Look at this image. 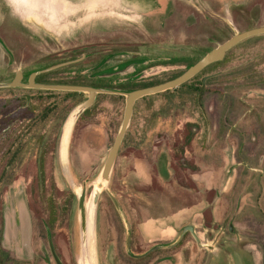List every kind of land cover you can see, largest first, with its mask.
<instances>
[{"label":"rangeland","instance_id":"rangeland-1","mask_svg":"<svg viewBox=\"0 0 264 264\" xmlns=\"http://www.w3.org/2000/svg\"><path fill=\"white\" fill-rule=\"evenodd\" d=\"M27 1L0 0V42L15 60L9 63L0 47V82L18 69L27 76L80 58L53 70L67 68L58 75L65 77L70 67L94 66L90 74L101 76L103 86L154 85L264 19V0H174L158 31L145 25V13L161 6L156 0L131 14L128 3L108 0L39 21L14 12ZM53 22L54 31L45 25ZM117 65L125 66L99 73ZM33 89L0 87V264H47L44 258L55 264L49 241L62 264H83L77 198L84 187L85 204H93L125 97L99 93L74 117L84 92L36 101ZM206 180L208 187L198 185ZM180 219L195 222L202 241L217 249L195 243L187 232L182 264H264V33L242 39L181 86L135 101L94 205L95 264H135L126 234L132 241L141 234L151 247L174 239Z\"/></svg>","mask_w":264,"mask_h":264},{"label":"water","instance_id":"water-1","mask_svg":"<svg viewBox=\"0 0 264 264\" xmlns=\"http://www.w3.org/2000/svg\"><path fill=\"white\" fill-rule=\"evenodd\" d=\"M20 1H22V0H20ZM45 1H50V0H45ZM52 1H62L64 3V4L61 3V6L59 8L54 9L52 11V13H51L52 18L57 17L59 15L64 16V17L71 16L72 12H76L79 10V7H83L84 5H87V4L90 5V4L101 3L100 2L101 0H52ZM111 1H113V0H111ZM33 2H34V0H33ZM44 2H41V3L44 5ZM150 3H151V0H147V4L142 9H137L136 7H132L131 5L128 4V7H130V8H128V11L130 12V14H131V12H135V11H139V12L144 11L147 9L146 6L149 5ZM102 4H104V3H102ZM116 5H118V4H116ZM17 11H18L17 14L21 18L24 17L26 19V18H29L30 16L34 15V20H38V21L42 20V17H44V15L50 14L44 8H38L36 11H34L35 14L33 12L29 16L22 9H19ZM14 12H16V11H14ZM45 25L48 27V29L51 28L52 31H54V28L56 26V24L54 22L51 26H50V24L49 25L45 24ZM64 26L65 25H62V26L60 25V27H64ZM260 33H264V25L255 26V27H251L249 29H245L242 31L235 32L228 39L221 42L220 44H218L216 47L212 48L208 52H206L196 62L189 65L178 76L173 77L171 79H168L166 81L154 84V85H148V86H143V87H139V88H134V89H131L128 91L115 90V89H105V88H101V87H96V86L86 85V84H78V83H58V82L37 81L35 79L39 73L51 71V70L56 69L60 66L78 61L80 58L60 62V63L54 64L52 66L33 71L29 74L26 81L22 80V72H21V70L18 69L15 72V75L9 81L0 82V87L1 86H11V87H17L18 86V87H25V88L84 92L86 99L78 105L76 111L73 114L74 117H77L81 112H83L86 108H88L94 102L97 94H99V93H113V94L124 95L125 102H124L122 120H121V123L119 125L118 130H117V133L113 139L112 145H111V147L107 153V156L105 158L103 166L101 168L100 181L98 184L99 189H96L93 192V204L95 205L96 200L100 194V187L110 177V173H111L115 158L117 156V153H118L120 145L123 141L125 132H126L127 127L129 125L130 118H131L132 113H133L135 101L137 99L143 97V96L162 92V91H165L167 89H172V88H175V87L183 84L184 82L189 80L191 77H193L195 74H197L200 70H202L208 64L215 62V61H218V60H222L226 54V51L229 48H231L233 45H235L236 43L241 41L242 39L249 37V36H252V35L260 34ZM0 47L7 54V56L10 59H12L10 51L3 45L2 42H0ZM83 57H84V55H83ZM124 66L125 65H117V66L108 68L105 71L104 70L100 71L99 73L105 74V73L117 71V70H120L121 68H123ZM85 193H86V190L83 187V189L81 190V192L79 193L78 198H77L78 199L77 206H78V209L80 212V225H81V229L83 231V238H84V232L86 231ZM112 200L114 202L113 198H112ZM94 205H93V210H94ZM92 227H94V225ZM230 229L231 230L233 229L231 225H230ZM185 231H190L192 236L194 237L195 241L199 245L206 247L208 249H213V246L211 244L205 243L199 238V236L197 235V233L194 230V227L192 225H190V224L185 225L182 228L181 234H183ZM181 234H180V236H181ZM129 246H130V233H127L126 234V249H127V251H129ZM153 248H155V247H153ZM141 255H144V254H140L138 256H141ZM56 262L58 264H60V262L57 259H56Z\"/></svg>","mask_w":264,"mask_h":264},{"label":"flooded vegetation","instance_id":"flooded-vegetation-1","mask_svg":"<svg viewBox=\"0 0 264 264\" xmlns=\"http://www.w3.org/2000/svg\"><path fill=\"white\" fill-rule=\"evenodd\" d=\"M156 1L158 3H160L161 6L158 7L157 9H154L153 12L150 11L148 13H145V14H147V17H148L145 25H146V29H148V30L151 27H153V29L155 28V29H157L159 31V30H161L160 28H163V26L165 24V23H163L164 16H167V15L171 14L170 12L172 11V8H173V5H174V0H156ZM150 16H153V17H155L157 19L159 17V22L155 23L154 22L155 20L153 22H151L152 20L150 19ZM14 32H15V35H16L17 34L16 31H14ZM18 32L21 33V30L19 29ZM18 38H21V36H18ZM8 50L10 51L11 56H12V59H10L8 57V62L9 63H13L15 61L14 60V53H12L13 51H12L11 48H8ZM33 71H31V72H33ZM21 72H22V80L26 81L28 76H29V74L31 72L27 76H25L23 70H21ZM43 73H46V72L39 73L38 75L43 74ZM14 75H15V73H14ZM38 75L35 78L36 80H37ZM24 221H25V218L23 217L21 223H24ZM229 229H230V225H229ZM3 234H4L3 232H2V234H0L1 237H2ZM48 240H49V238H48ZM157 244L158 245L166 244V242L157 243ZM180 244H181V242L178 241V242H176L174 244L175 245L174 247H157V248H151V249L148 248V249H145L143 251H140V250H138V247L134 246V244L131 243V248L130 249H131L132 253H129V256L135 260V264H138V263L139 264H182V262H181L182 261V247H181ZM49 247H50V249L52 251V258H53L55 264H58L56 262V259L59 262H60V260L57 257L56 253L54 252L53 245H52V243L50 241H49ZM140 254H144V255L138 256ZM44 261L47 264H49L48 258H44ZM60 264H62V263L60 262Z\"/></svg>","mask_w":264,"mask_h":264},{"label":"bare ground","instance_id":"bare-ground-1","mask_svg":"<svg viewBox=\"0 0 264 264\" xmlns=\"http://www.w3.org/2000/svg\"><path fill=\"white\" fill-rule=\"evenodd\" d=\"M45 0H33L32 1H27L23 4V10L24 12L29 16L30 14H32L34 11H36L38 8H44L46 11H48L50 14L49 16H51L52 11L54 9H57L61 6V3L64 4L62 1H45ZM108 0H101V3H104ZM44 2V5L41 3ZM114 2L118 5H126L125 3H128L129 5H131L132 7H136L137 9H142L143 7H145V5L147 4V0H113V4ZM35 14V12H34ZM27 17V16H26ZM71 120H68L66 125H65V134L63 135L64 139H63V143L66 141L67 139V135H68V127L71 123ZM99 189L98 186H96L95 190ZM93 216H94V210H93V205L91 204H86V231L84 232V239H85V261L83 262V264H95V260L93 258V248H92V242L91 239L93 237Z\"/></svg>","mask_w":264,"mask_h":264},{"label":"trees","instance_id":"trees-1","mask_svg":"<svg viewBox=\"0 0 264 264\" xmlns=\"http://www.w3.org/2000/svg\"><path fill=\"white\" fill-rule=\"evenodd\" d=\"M94 68H95L94 66H91L88 69H84L82 66L70 67L71 71L67 72L70 75L68 76L65 75V77H58V75L61 74L62 71L67 69L65 67H62L57 70L49 71V72L38 75L37 81L58 82V83H80V84L98 85V86L108 87V88H113V89L129 90V88L125 89L122 86H103L101 85L102 83L101 81H99L100 80L99 78H101V76L97 77V76H92L90 74V73H93ZM87 70H89V73H86ZM33 90L36 93V94L34 93V96L36 97V101H40V96L41 95L43 96V94H46V96H49V93L57 92V93H63V95L65 96H72L78 93L75 91H56V90H48V89H33ZM46 109H47L46 112L41 113L42 118L48 117L49 111H53V105L51 107H46ZM36 115H39L38 111Z\"/></svg>","mask_w":264,"mask_h":264},{"label":"crops","instance_id":"crops-1","mask_svg":"<svg viewBox=\"0 0 264 264\" xmlns=\"http://www.w3.org/2000/svg\"><path fill=\"white\" fill-rule=\"evenodd\" d=\"M9 4V3H8ZM15 9V11H17V10H19V8H14ZM11 11H12V9H11ZM18 12V11H17ZM260 25H264V19L261 21V23H260ZM260 25H258V26H260ZM255 27V26H254ZM209 180H206V181H204L206 184H204L203 183V181H201V182H198V185H204V186H206V187H208L209 186ZM212 182H213V180H211ZM196 204H192L193 206H192V209H193V211H195V212H193V213H196L197 214V212H198V210L201 208L200 207V203H201V201L200 202H195ZM210 204V203H209ZM231 207V205H228V208H230ZM26 220L27 219H25V221H24V224H26ZM183 219H180V220H177L176 222H175V224H174V230L176 231V236H175V238L174 239H172V240H166L167 242H166V244H161V245H156V243L155 244H153L151 247H150V242H148V241H146V240H144V238L141 236V234H138V236L136 237V240L135 241H132V238H130L131 239V243H133L134 244V246H136V247H141V245H148L147 247L149 248V249H151V248H153V247H155V248H157V247H174L175 245V243L176 242H181V244H182V240L183 239H186L187 238V236H186V234H187V232H189L190 233V236L193 238V240L195 241V239H194V237L192 236V234H191V232L190 231H185L183 234H181V231H182V228L185 226V225H188V224H190V225H192L193 227H194V230L196 231V233H197V228H196V223L195 222H193L192 220L191 221H189V220H186V222H184V223H181V221H182ZM229 225H231V224H229ZM232 226V225H231ZM233 228V227H232ZM233 230V229H232ZM180 234H181V236H180ZM197 235H198V233H197ZM186 236V238H184ZM199 236V235H198ZM199 238H200V236H199ZM201 239V238H200ZM202 240V239H201ZM13 241V240H12ZM11 241V242H12ZM154 241H152V243H153ZM195 243H197L196 241H195ZM198 244V243H197ZM206 248V247H205ZM216 249V247H213V249L212 250H215ZM144 250V249H143ZM143 250H140V251H143ZM211 250V251H212ZM216 251H217V249H216ZM132 253V251H131V249H130V246H129V251H128V253ZM144 253V252H143ZM210 258H212V257H210ZM209 258V259H210Z\"/></svg>","mask_w":264,"mask_h":264}]
</instances>
